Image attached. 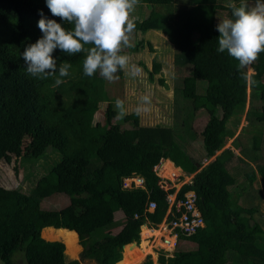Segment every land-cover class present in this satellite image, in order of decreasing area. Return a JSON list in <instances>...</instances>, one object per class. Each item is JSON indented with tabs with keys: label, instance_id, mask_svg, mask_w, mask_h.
Listing matches in <instances>:
<instances>
[{
	"label": "trees",
	"instance_id": "1",
	"mask_svg": "<svg viewBox=\"0 0 264 264\" xmlns=\"http://www.w3.org/2000/svg\"><path fill=\"white\" fill-rule=\"evenodd\" d=\"M229 2L139 0L152 9L141 20H134L137 36L159 30L178 51L176 62L191 66L190 73L182 78L179 94L190 103L191 110L208 111L198 136L202 157L214 156L198 170L200 161L190 156L171 128L139 125L137 113H132L124 116L136 127L130 138L112 122L116 111L104 89L109 80L104 81L98 72L92 77L84 74L86 53L69 55L57 49L53 52L55 75L28 74L22 53L42 36L37 24L41 13L62 23L66 30L74 25L54 17L46 0H0V161L10 162L12 157L37 160L47 149L61 155L29 193L0 186V264H80L83 260L115 264L124 244L139 242L141 234L149 230L145 225L156 227L165 218L167 192L159 188V178L152 170L162 158L186 175L193 174L178 197L194 192L204 225L189 235L178 233V239L194 243V249L176 251L169 257L161 255L159 263L264 264V228L253 218L255 208L240 205L239 192H231L236 179L228 164L234 152L222 149L226 121L247 98L246 69L239 68V62L226 50L217 51L215 15L223 10L231 18ZM231 2L239 6L241 0ZM155 5L165 8L155 11ZM146 44L151 50L149 42ZM144 45L141 38L129 50L139 51ZM64 63L72 66L69 75L55 86L58 68ZM251 67L256 78V83L250 84L251 93L262 102L255 118L264 125V52ZM159 69V62H154L153 69L147 71L148 78L152 80ZM198 80L205 82L202 92L197 90ZM101 102H107L102 123L93 120ZM257 138L259 135L253 136V143ZM134 175L143 178V187L124 188L123 178ZM246 177L248 185L257 177L264 182V150L256 169ZM54 193L68 196V204L57 210L42 209L40 201ZM150 201L155 204L152 211L146 210ZM117 213L124 216L120 230L94 238L113 224ZM46 227L64 244L65 237L76 238L77 233L79 259L66 255L63 242L43 238L41 230ZM142 264L152 261L149 258Z\"/></svg>",
	"mask_w": 264,
	"mask_h": 264
},
{
	"label": "rangeland",
	"instance_id": "2",
	"mask_svg": "<svg viewBox=\"0 0 264 264\" xmlns=\"http://www.w3.org/2000/svg\"><path fill=\"white\" fill-rule=\"evenodd\" d=\"M179 4H186L188 0H178ZM251 6L253 1H248ZM165 7L160 5L153 6L155 11H163ZM152 6L146 3H138L132 13L133 20H141L145 17ZM216 20L218 22L228 18L227 12L223 10L216 11ZM143 39L144 47L139 51H130L129 48H122L121 55L128 56L127 66L116 73L118 79L106 81L104 89L108 95L113 109L116 111V116L112 122L118 124L130 138H133L136 133V127L132 120H125L124 117L118 119V110L115 108V101L120 99L124 102V107L127 115L137 113L139 125L154 126L162 125L171 128L180 136L178 142L185 148L190 156L200 161L198 170L204 167L207 162L212 160L203 158V150L199 139V133L202 131L208 117V111L200 109L197 111L191 110L189 102L182 99L179 94L182 78L190 73L191 66L188 64L177 63L178 51L168 41L166 35L159 30H148L144 34L137 36L135 31L131 34V40L134 44L136 40ZM146 42L151 45V50ZM154 62H159L160 69L153 75V79L148 78V72L153 69ZM252 68V67H251ZM98 75L99 74V71ZM247 73V69H246ZM256 80L255 77H253ZM162 80V83L161 81ZM264 83V79L262 80ZM247 83V98L246 101L237 105L231 116L226 121V142L222 149L230 148L234 152V157L228 164L230 173L235 177V184L231 186V192H239L240 197L238 203L246 207H254L253 218L260 223L264 228V182L257 177L251 185L247 184L246 174L251 169H256L257 164L263 157L264 146V125L259 123L255 116L260 110L262 102L258 96L251 93L250 84ZM205 82L197 81L198 92L203 91ZM143 97L149 98V103L142 101ZM107 102H101L97 111L94 114L93 120L102 123L104 121V110ZM259 135L256 143H253V136ZM221 149V150H222ZM221 150L217 151L218 154ZM46 155L39 159L12 157L10 162L0 161V186L7 189H19L21 192L29 193L37 179L45 174L52 165L60 160L61 155L57 151L46 150ZM175 169V168H174ZM162 170V166H161ZM176 170V169H175ZM177 171V170H176ZM167 177V176H165ZM163 178L169 189H173V195L180 190L183 184L187 183L192 174L186 175L179 170V176L176 179ZM68 204V196L62 193H54L40 201L42 209L57 210ZM124 223L122 213H117L114 216L113 224L109 227L98 231L94 234V238L100 237L102 234H116ZM163 221L156 227L145 226L149 230L147 233L141 234V240L136 242L138 245L143 238L149 245V250H145L144 255L135 264H142L149 258L152 264H160L159 258L161 255L165 257L173 256L176 251L191 250L196 247L194 243H187L185 240H177L172 249L171 245H166L161 242L160 236L166 230L161 227ZM49 227L41 230V236L47 240H63L51 234L48 231ZM52 229H56L50 227ZM59 229V228H58ZM141 229V228H140ZM155 229V233L153 231ZM143 236V238H142ZM64 244V242H63ZM76 252L70 254L65 253L69 258L79 259L81 246L79 245L78 235L76 234ZM124 249L121 248V258L115 264L123 262ZM69 254V255H68ZM18 264H25L19 261ZM80 264H96L93 261L83 260Z\"/></svg>",
	"mask_w": 264,
	"mask_h": 264
},
{
	"label": "clouds",
	"instance_id": "3",
	"mask_svg": "<svg viewBox=\"0 0 264 264\" xmlns=\"http://www.w3.org/2000/svg\"><path fill=\"white\" fill-rule=\"evenodd\" d=\"M138 3L139 0H46L51 14L74 28L66 30L62 23L41 13L37 24L42 36L22 53L27 73L33 77L55 75L57 60L53 52L59 49L69 55L86 53L83 61L86 76L92 77L99 71L109 81L118 79L116 73L124 69L129 60L128 56L120 54L121 50L134 47L131 34L136 23L132 13ZM227 7L231 9V18L216 25L219 33L217 51L226 50L239 62V68L247 69L248 83L255 84L251 65L264 52V0H254L251 6L247 0H241L239 6L230 0ZM71 67L68 63L59 66L55 86L64 82L61 78L69 75ZM142 101L150 102L148 97H143ZM115 108L118 119L127 115L122 100L115 101ZM162 159L158 163L161 164Z\"/></svg>",
	"mask_w": 264,
	"mask_h": 264
},
{
	"label": "built area",
	"instance_id": "4",
	"mask_svg": "<svg viewBox=\"0 0 264 264\" xmlns=\"http://www.w3.org/2000/svg\"><path fill=\"white\" fill-rule=\"evenodd\" d=\"M208 163V162H207ZM161 164H155L152 167V170L158 176L159 180L157 185L162 190L166 191L165 200L167 202V211L165 218L163 219L164 231L160 236V240L166 245L170 244V239L167 237V231H170L173 235L172 249L174 248L176 241L178 239V233L185 235L192 234L196 231L197 228L204 225L202 215L199 208L196 205V196L193 191H186L182 197H178V192L173 195L172 192H168L169 186L163 180L164 176L161 173ZM179 175L175 176L177 179ZM166 178V177H165ZM174 178V179H175ZM143 178L139 175H134L130 177L123 178L122 185L124 188H136L143 187ZM191 179L187 182L190 183ZM155 207L154 202L150 201L146 205V210L152 211Z\"/></svg>",
	"mask_w": 264,
	"mask_h": 264
},
{
	"label": "bare ground",
	"instance_id": "5",
	"mask_svg": "<svg viewBox=\"0 0 264 264\" xmlns=\"http://www.w3.org/2000/svg\"><path fill=\"white\" fill-rule=\"evenodd\" d=\"M163 160L164 159H162V161ZM161 165H162V170L160 171L164 177L167 176L166 178L168 179H174L175 176L179 175V169L176 168L170 160L166 159L165 161L161 162ZM153 231H155V229H153ZM166 235L170 239L169 245L172 246L173 235L171 234L170 231H167ZM64 241H65L66 251L70 254H74L77 249L76 238L65 237ZM136 244H137L136 241H133L126 245L124 244L122 246V248L125 246L124 247L125 251L123 253V262L121 264H135L136 262H138V259H140L142 255H144L145 250L146 251L149 250V245L148 246L146 245L147 244L146 239H143L138 245Z\"/></svg>",
	"mask_w": 264,
	"mask_h": 264
},
{
	"label": "crops",
	"instance_id": "6",
	"mask_svg": "<svg viewBox=\"0 0 264 264\" xmlns=\"http://www.w3.org/2000/svg\"><path fill=\"white\" fill-rule=\"evenodd\" d=\"M122 227V226H121ZM187 242V241H186ZM187 243H189V242H187Z\"/></svg>",
	"mask_w": 264,
	"mask_h": 264
},
{
	"label": "water",
	"instance_id": "7",
	"mask_svg": "<svg viewBox=\"0 0 264 264\" xmlns=\"http://www.w3.org/2000/svg\"><path fill=\"white\" fill-rule=\"evenodd\" d=\"M197 166H198V164H197ZM75 232V231H74ZM77 234V233H76Z\"/></svg>",
	"mask_w": 264,
	"mask_h": 264
}]
</instances>
